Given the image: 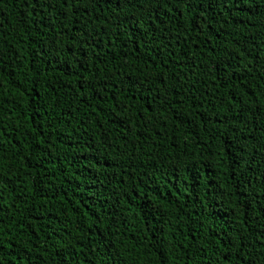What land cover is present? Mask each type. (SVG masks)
I'll return each mask as SVG.
<instances>
[{
	"label": "trees",
	"instance_id": "trees-1",
	"mask_svg": "<svg viewBox=\"0 0 264 264\" xmlns=\"http://www.w3.org/2000/svg\"><path fill=\"white\" fill-rule=\"evenodd\" d=\"M0 264H264V0H0Z\"/></svg>",
	"mask_w": 264,
	"mask_h": 264
}]
</instances>
